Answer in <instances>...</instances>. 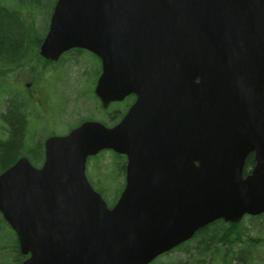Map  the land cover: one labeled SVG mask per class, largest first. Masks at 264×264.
Instances as JSON below:
<instances>
[{
	"label": "water",
	"instance_id": "obj_1",
	"mask_svg": "<svg viewBox=\"0 0 264 264\" xmlns=\"http://www.w3.org/2000/svg\"><path fill=\"white\" fill-rule=\"evenodd\" d=\"M75 46L102 57L103 100L139 97L116 126L85 121L46 140L41 168L21 157L0 175L24 264H149L264 213V0H58L41 53ZM103 149L128 157L113 208L86 174Z\"/></svg>",
	"mask_w": 264,
	"mask_h": 264
},
{
	"label": "flooded vegetation",
	"instance_id": "obj_2",
	"mask_svg": "<svg viewBox=\"0 0 264 264\" xmlns=\"http://www.w3.org/2000/svg\"><path fill=\"white\" fill-rule=\"evenodd\" d=\"M20 13H26L25 6L20 9ZM21 27L22 29L18 30L19 35L24 34L21 31L24 29V25ZM16 45L17 48L14 47ZM14 46L13 52L17 51L18 54H7L2 56L0 60V141L6 142L10 139L12 116L14 114L19 118L23 116L22 110L24 111L27 86H30L29 89L32 90L28 99L34 101L36 107L34 110L36 121L33 130L40 132L41 138L42 134L49 135L52 131L53 134H65L73 128L72 122H69V120L74 119L72 115L66 116L64 124L58 123V117L59 114L64 116L67 114L68 107L74 105L77 97H84L83 103L86 104L87 101L90 104H87L90 110L88 114L110 126L121 121L137 98V95L133 93L123 101H114L109 103L108 106H104L94 95L90 96L86 93L90 90L85 89L83 94L76 92L78 88L83 89L84 85L88 87L95 79L97 81L101 74V60L83 48H72L66 51L57 61H48L38 56L34 61L39 68L36 70L37 72H32L30 66L25 64V55L23 54L25 45H22V51L19 49L20 46L17 42L14 43ZM20 51L21 53H19ZM44 66L45 69L43 70L42 67ZM69 79L75 85L62 87ZM58 87H61L60 91H57ZM71 113H73V110ZM21 150L22 154L20 153L15 159L23 155L28 157L31 155L37 158V165L41 164L40 159L43 151L45 154V148L40 142L37 143L35 139L26 141L24 138ZM0 238V254L11 255L14 261L23 257L17 235L1 213ZM195 250V261L197 262V244ZM0 260H3V258L1 257Z\"/></svg>",
	"mask_w": 264,
	"mask_h": 264
},
{
	"label": "trees",
	"instance_id": "obj_3",
	"mask_svg": "<svg viewBox=\"0 0 264 264\" xmlns=\"http://www.w3.org/2000/svg\"><path fill=\"white\" fill-rule=\"evenodd\" d=\"M38 1V0H36ZM19 27L12 22L5 14L0 12V55L5 56L16 55L18 52L14 51V43L21 47L19 49L22 51V45H25V51L31 46L36 39L33 35L27 32L26 36L23 37V42L19 41L16 37L19 33ZM21 36V35H19ZM19 41V42H18ZM14 46V47H13ZM21 51L19 53H21ZM13 122L11 123V136L6 142L0 141V170L10 163H12L15 158L21 153V147L23 145V120L14 114ZM125 163V164H124ZM120 171L125 172L126 161L121 163ZM254 165V155L250 154L247 158L245 174H247ZM251 220L260 221V232L263 231L261 235H252L249 231L243 228L242 222H225L224 220H217L204 228H201L197 232V253L200 255H205L217 242H223L226 246L225 250V263L226 264H253L254 263V253L253 250L264 242V214L259 216H249ZM229 256V258H228ZM228 258V259H227ZM18 258L17 260H19ZM19 262L14 261L13 264H18Z\"/></svg>",
	"mask_w": 264,
	"mask_h": 264
},
{
	"label": "rangeland",
	"instance_id": "obj_4",
	"mask_svg": "<svg viewBox=\"0 0 264 264\" xmlns=\"http://www.w3.org/2000/svg\"><path fill=\"white\" fill-rule=\"evenodd\" d=\"M55 0H38L37 2H40L42 5V9H40L39 17L36 18L37 24H41L43 20V27L45 24L48 23L49 15L52 10L53 4ZM32 4H34L32 2ZM33 7V6H32ZM46 26L44 27V29ZM40 32V29L37 30ZM26 50V49H25ZM25 64L28 66L31 65L29 61H26ZM72 80L69 79L68 83H71ZM81 102L82 104L78 103ZM84 100L79 99L77 100L72 107H68L67 114L60 115L58 117V120L60 124H64L66 121L67 115H72V118L76 119L78 116L83 114H88L90 112L89 107L87 104H83ZM87 102V101H86ZM73 110V113L71 111ZM35 118V115L32 116V119ZM73 121V119H72ZM69 120V122H72ZM32 123V120H31ZM33 138H35L37 143H42L44 140V135L40 132H35V130H30ZM90 159V160H89ZM88 159L89 169L88 173L92 177L94 181H96V184L99 187H102L106 193L107 199L111 203L114 199L118 197L121 191V185H118L119 180L123 181L122 176H119L117 179L114 175V159L110 152L101 153L98 156L90 157ZM116 178V179H115ZM260 221L259 220H251L250 218H245L243 220V228L252 235H261L263 231L260 232ZM222 243V244H221ZM197 243V238L192 240L190 244H188L186 247L177 249L173 252H171L168 256H163L161 260H157L154 264H224L225 263V245H223V242H218V244L215 245V249L209 253H207L204 257H200L197 254V262L196 260V250L195 245ZM254 253V263L253 264H264V242L262 241L261 245L256 247L253 250ZM229 258V256H228ZM227 258V259H228Z\"/></svg>",
	"mask_w": 264,
	"mask_h": 264
},
{
	"label": "bare ground",
	"instance_id": "obj_5",
	"mask_svg": "<svg viewBox=\"0 0 264 264\" xmlns=\"http://www.w3.org/2000/svg\"><path fill=\"white\" fill-rule=\"evenodd\" d=\"M31 2H32V0H4V1H0V12L5 14L8 18H10L12 20V22H15V24L19 27V29H22L21 26L24 25V27H25V22L22 20V17H21L22 15L20 13V9L23 6H25V8H26ZM31 17H32L33 21L36 20V17H35V15L33 13L31 14ZM162 29L164 30L163 27H162ZM21 31H20V34H21ZM158 31H160V30H158ZM26 35L27 34H23V35L21 34V36H19V33H18L16 38L19 41H21V40L23 41V37L22 36H26ZM30 35H33V37L36 39V41L39 39V35L38 34H30ZM23 54L25 55V59H27L31 63L30 70L32 72L38 70V68L36 67V65L34 63V60L30 56V54L28 52H24ZM63 54L64 53L61 52L59 56L61 57ZM1 59H2V57L0 55V60ZM194 77H195V79L200 81V78L197 77V75H194ZM209 85H212V81H211L210 78H209ZM29 87L30 86H27L26 91H25L26 98H25V101H24V111L22 110L23 116L21 118V120H23V139L25 138L26 135L31 133L30 130H33V128L35 127V121H36L35 118L32 119V116L35 115V111L34 110H35L36 107H35V102L28 99V96H30L31 93H32V90H30ZM127 113H128V111L125 113V115ZM31 120H32V123H31ZM32 138H33L32 135H30V139H32ZM101 153L102 152L99 151L95 155H90L87 158L86 164H88V162H89L88 159L90 157L98 156ZM251 154L254 155V165H253V167H254L255 164H256L255 153L252 152ZM111 155L113 156V159H114V170H115L114 175H115L116 178H119V176H122L121 175V171H120V166H121L120 162L123 163V162L126 161V167H127L128 157H127L126 154L119 153V152H117V151H115L113 149H112ZM28 159H29V161L31 162V164L34 167L38 168V165H37L38 160H37L36 157L30 155L28 157ZM18 160H19V158L15 159L13 161L14 163L12 165L10 164V165H7L6 167L2 168L1 171H0V175L3 174L4 172H6L9 168H11ZM246 162H247V160H246ZM87 177H88L89 182L93 186V188L97 192H99L101 194L102 198L106 201L108 207L109 208H113L115 206V204H116L115 201L113 200L110 203L109 200L107 199V196H106V193H105L104 189H100L99 187L96 186V184L93 181H90L89 173H87ZM122 179H123V181H125V177L124 176H122ZM0 240H1V238H0ZM22 256H23L22 258L17 260V262H19V264H24V261L27 260L30 257V253L29 254H23Z\"/></svg>",
	"mask_w": 264,
	"mask_h": 264
}]
</instances>
